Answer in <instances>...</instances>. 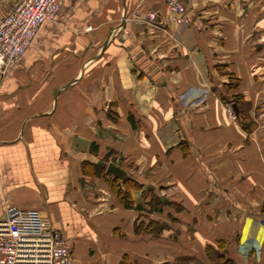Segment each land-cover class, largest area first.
Wrapping results in <instances>:
<instances>
[{
  "label": "crops",
  "instance_id": "0c3cea01",
  "mask_svg": "<svg viewBox=\"0 0 264 264\" xmlns=\"http://www.w3.org/2000/svg\"><path fill=\"white\" fill-rule=\"evenodd\" d=\"M166 1L62 0L0 73V222L41 213L71 264H264V0H189L182 27ZM106 159L135 207L87 172Z\"/></svg>",
  "mask_w": 264,
  "mask_h": 264
},
{
  "label": "built area",
  "instance_id": "2783aa9c",
  "mask_svg": "<svg viewBox=\"0 0 264 264\" xmlns=\"http://www.w3.org/2000/svg\"><path fill=\"white\" fill-rule=\"evenodd\" d=\"M62 0H14L0 19V73L17 63L31 46L40 26L54 22ZM189 0H167L171 21L178 27L189 20ZM155 15L149 17L153 22ZM229 113L234 116L230 107ZM0 222V264H71L72 247L37 211L7 209Z\"/></svg>",
  "mask_w": 264,
  "mask_h": 264
},
{
  "label": "trees",
  "instance_id": "16d2710c",
  "mask_svg": "<svg viewBox=\"0 0 264 264\" xmlns=\"http://www.w3.org/2000/svg\"><path fill=\"white\" fill-rule=\"evenodd\" d=\"M227 76L230 78V81L225 86V92L227 94V97L224 98V101H226V102L229 100L233 101L234 104L236 105L237 109L241 110V106L244 105V97L238 93L239 92V84L237 83L235 76L233 74L227 73ZM241 112H239V113H241ZM104 162H107V159L104 160ZM86 166L88 167L87 172H89V174L92 177L106 180L108 186H110L113 193L117 196L118 200H120L121 203L124 204V206L127 209L135 207L133 200H131L130 190L142 188V186L139 185V183L136 181L135 178H129V179H125L123 181H119L116 178L115 179L110 178L109 175L106 174L105 169L102 167H99L98 164H86ZM148 191H150V193H152L151 190H148ZM155 203L156 204L159 203V204L163 205V203L161 202L160 199L155 200L153 198V201L151 202V204H155ZM136 208L141 209L142 207L138 206ZM153 210H154V208H153ZM156 210H157V208H156ZM142 230L143 229L141 228V226L138 227L139 232ZM207 255H208L210 264H235V262L228 257L226 252H223V251L220 252L218 250L216 251L213 247H210V246H208V248H207ZM193 261L194 260L192 257H188V258L183 257V258L177 259L174 262V264H192ZM120 264H132V262L130 261L129 257L125 256L123 261Z\"/></svg>",
  "mask_w": 264,
  "mask_h": 264
},
{
  "label": "water",
  "instance_id": "95a60500",
  "mask_svg": "<svg viewBox=\"0 0 264 264\" xmlns=\"http://www.w3.org/2000/svg\"><path fill=\"white\" fill-rule=\"evenodd\" d=\"M233 109L235 110L236 107L233 106ZM98 166L104 168L107 175L111 176L114 179L116 178L119 181H123L124 179L133 178L130 173H128L127 171H124L121 168V165L116 162L105 163L104 161H100Z\"/></svg>",
  "mask_w": 264,
  "mask_h": 264
},
{
  "label": "rangeland",
  "instance_id": "374dc122",
  "mask_svg": "<svg viewBox=\"0 0 264 264\" xmlns=\"http://www.w3.org/2000/svg\"><path fill=\"white\" fill-rule=\"evenodd\" d=\"M14 1V0H13ZM13 3V2H12ZM229 97V96H228ZM230 102V101H229Z\"/></svg>",
  "mask_w": 264,
  "mask_h": 264
}]
</instances>
